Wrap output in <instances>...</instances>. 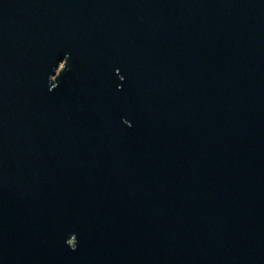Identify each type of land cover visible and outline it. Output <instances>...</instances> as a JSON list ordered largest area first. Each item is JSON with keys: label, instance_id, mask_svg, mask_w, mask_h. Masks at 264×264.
Listing matches in <instances>:
<instances>
[{"label": "water", "instance_id": "1", "mask_svg": "<svg viewBox=\"0 0 264 264\" xmlns=\"http://www.w3.org/2000/svg\"><path fill=\"white\" fill-rule=\"evenodd\" d=\"M0 264H264V0H0Z\"/></svg>", "mask_w": 264, "mask_h": 264}]
</instances>
